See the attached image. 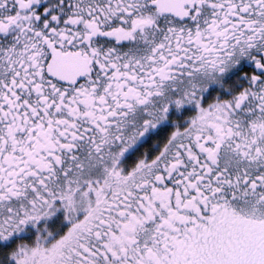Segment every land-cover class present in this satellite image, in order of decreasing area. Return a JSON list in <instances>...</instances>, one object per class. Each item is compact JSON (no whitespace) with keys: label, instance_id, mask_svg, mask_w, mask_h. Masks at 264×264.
Here are the masks:
<instances>
[{"label":"snow or ice","instance_id":"snow-or-ice-1","mask_svg":"<svg viewBox=\"0 0 264 264\" xmlns=\"http://www.w3.org/2000/svg\"><path fill=\"white\" fill-rule=\"evenodd\" d=\"M0 264H264V0H0Z\"/></svg>","mask_w":264,"mask_h":264}]
</instances>
